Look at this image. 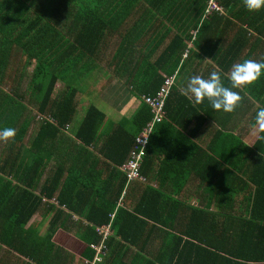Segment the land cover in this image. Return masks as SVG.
<instances>
[{"label":"trees","instance_id":"obj_1","mask_svg":"<svg viewBox=\"0 0 264 264\" xmlns=\"http://www.w3.org/2000/svg\"><path fill=\"white\" fill-rule=\"evenodd\" d=\"M208 1L0 0V127L15 129V135L5 139L7 150L3 157L7 165L10 163L9 170L14 177L21 176L23 180L34 177L35 162L28 164L24 158L32 156L34 145H41L42 141L53 143L52 140L60 138V130L71 120L76 109L77 87L74 83L86 72L89 63H95L94 58L106 36L117 34L121 47L132 37L138 40L146 37L151 29L162 24L164 33L156 38L155 48L159 42L169 38L154 61L147 59L143 63L149 68L143 75L146 80H143L140 91V104L131 117L136 127L134 133L119 136L118 129L123 128L117 125L104 142L103 153L115 166L125 160L133 138L150 120V108L143 96L155 94L163 78L158 70L163 69L170 58L175 59L173 55L177 59L185 49L187 55L202 49L204 55H211L213 60L215 58L218 66L225 71L227 65L239 60L244 38L249 41L250 34H254L261 35L264 40V6L257 11H248L243 0H214L219 8L205 12ZM131 16L134 20L130 24L128 19ZM159 16L165 23L154 20L153 24V19ZM191 28L195 30L194 34L190 33ZM227 30L232 32V39L225 47H220L219 37ZM185 41L191 46L187 47ZM25 72L28 76L26 87L22 90ZM7 81L12 83L9 90L3 86ZM57 81H61L63 86L55 93ZM224 81L229 85L227 77ZM255 88L250 85L248 91L252 92ZM259 93H262L261 87ZM178 96L182 102L175 100ZM180 105L194 110L189 100L170 88L164 102L165 117L154 124L149 140L158 130L168 127V119ZM102 119L103 114L90 104L75 136L85 145L93 143ZM34 122H37L35 129L27 135ZM227 137L232 139V147L213 146L208 151L201 150L202 161L197 174L204 193H210L211 198L215 195L219 207L226 205V197V207H233L236 198L241 195L238 203H245V210L240 213L215 212L209 209L210 203L202 208H191L184 235L172 236V241H166L164 255L168 260L163 264H264V131L259 132L249 149L235 135L217 133L213 142L219 143ZM21 143L29 144L25 153L24 149L21 150ZM21 154L23 159L16 163ZM144 166L146 157L140 168L141 174ZM1 170L0 174L5 173L4 168ZM72 171L69 170V173L74 175ZM39 172L40 168L36 174ZM62 173L63 169L56 171L55 177L41 187V196L50 197L56 192ZM120 176L117 193L126 182L122 171ZM17 181L0 179V245L3 246L0 264H63L62 253L65 251L52 240L57 227L51 224L40 236L33 225H27L42 197L30 191L31 183L27 182L22 188ZM66 184L69 187L59 188L57 202L76 210L73 207L75 204H70L66 197L79 195L89 185L70 178ZM167 199L174 200L172 202L177 205L175 199L168 196ZM87 217L97 225L108 220L106 214L99 219L90 215ZM111 228L122 240L116 242L134 244L127 228H117L114 221ZM79 238L87 244L98 242V234L92 227L87 228ZM112 242L105 240L107 250L100 264L111 262L108 261L111 258L108 252ZM90 252L88 259L93 256L92 249ZM148 262L155 264L156 261Z\"/></svg>","mask_w":264,"mask_h":264},{"label":"crops","instance_id":"obj_2","mask_svg":"<svg viewBox=\"0 0 264 264\" xmlns=\"http://www.w3.org/2000/svg\"><path fill=\"white\" fill-rule=\"evenodd\" d=\"M133 20L132 16L128 19L130 24ZM154 20L165 23L160 16L153 19V24H155ZM163 26L161 24L151 29L146 37L139 40L132 37L121 47H119L120 37L117 34L104 38L101 43L102 48L94 58L95 63H89V68L87 67L86 72H83L74 83L77 87L76 109L71 120L60 130V138L52 140L53 143L42 141L41 145L39 143L34 145L32 156L28 155L24 158L28 164L35 162L34 177L26 180L20 178L21 176L14 177V173L9 170L10 163L7 165V162L3 161L7 150L5 140L0 141V172H2L1 168L5 169V173L0 174L2 181L11 178L15 182L16 179L20 181V183L17 181V184L22 188L29 182L33 185L30 191L41 196V187L55 177L56 171L63 169L56 192L50 197L41 196V204L27 222V225H33L40 236L51 224L57 227L52 240L65 251L62 253L63 264H83V260L92 252H90V244L79 237L87 228L92 227L96 231V226L106 223L108 233L105 240L113 241L108 252L109 258L111 256V260L108 259L111 261L109 264H151L148 261L163 264L168 260L164 255L167 249L166 241H172V236L183 234L191 208H202L210 203L209 209L215 212L240 213L245 210V203L243 205L238 203L241 195L236 198L233 207H226L227 197L224 200L226 205L219 207L215 195L211 198L210 193H204V186L197 172L202 161L200 153L202 149L208 151L213 146L230 148L234 145L232 139L228 137L221 139L223 141L219 143L213 142L217 133L237 136L247 149L258 137L260 130L254 127L252 121L257 109L264 106V72L251 84L240 86L236 88L237 90L232 89L238 93L240 100L231 112L214 110L207 100L195 105L196 103L182 94V90L189 76L199 75L208 78L212 71L219 73L221 82L230 87V83L228 85L224 78H228L233 63H239L244 59L259 62L264 57V40L261 39V35L254 34H250L249 41L244 38L245 44L240 48L239 60L227 65L225 71L218 66L215 58L213 60L211 55H204L202 49L201 51L197 49L195 53L189 55L185 53L187 52L185 49L179 58L176 59V55H173L175 59L170 58L168 64L158 70L162 77L175 74L171 89L189 100L194 110L187 105L179 106V109L168 119V127L165 130H158L151 138L152 142L151 139L149 140L143 156V159L146 157V166L144 171L142 170L144 174H141L143 179L132 180L125 189L123 186V189L117 193L121 182V170L107 158L102 149L107 136L115 126L122 125L123 129H118L119 136H125L127 132L134 133L136 129L131 117L140 104V91L143 89V80H146L143 75L149 68L143 63L147 59L149 62L154 61L168 43L169 38L166 37L155 48L156 38L164 33ZM189 31L195 33L192 28ZM171 32L170 30L169 34ZM231 39L232 32L227 30L220 35L219 46H226ZM151 42L154 47L152 52ZM185 43L187 47L191 46L190 42L185 41ZM146 55L148 57H145ZM59 85L62 87L63 83L56 82L55 93ZM250 85L256 86L252 92L248 91ZM175 100L182 102L179 96ZM90 104L103 114V119L99 124L95 141L85 145L75 133L85 115L86 107ZM77 109L83 111L81 120L69 130ZM192 112H195V115H192ZM35 119L38 120L36 116ZM35 125L37 122L30 125L27 135L35 129ZM26 139L27 137L24 141ZM21 144V150L24 149L25 153L29 144ZM21 159L23 154L19 155L16 163ZM39 168L40 172L37 175ZM69 170H73L74 175H71ZM68 178L81 180L89 185L79 195L73 198L66 197L70 204H75L73 207L76 210L58 204L56 199L59 188L68 186L66 184ZM156 191L161 192L165 197L157 195ZM167 196L175 199L177 205L172 202L174 200L168 201ZM118 209L122 211L117 213ZM104 214L107 215L108 220L98 225L87 217L90 215L93 219H99ZM113 221L117 228L128 229L130 240L134 241V244L116 242L122 240L111 228ZM2 248L3 246L0 245V253Z\"/></svg>","mask_w":264,"mask_h":264},{"label":"clouds","instance_id":"obj_3","mask_svg":"<svg viewBox=\"0 0 264 264\" xmlns=\"http://www.w3.org/2000/svg\"><path fill=\"white\" fill-rule=\"evenodd\" d=\"M243 5L248 11H257L264 6V0H243ZM262 72H264V61L244 59L231 65L228 74L230 87L221 82L219 73L212 71L208 78L199 75L189 76L182 94L193 103L199 104L207 100L212 109L231 112L240 100L238 93L232 89L251 84ZM254 127L264 131V106L259 107L255 113ZM14 135V128L0 127V140L11 138Z\"/></svg>","mask_w":264,"mask_h":264},{"label":"built area","instance_id":"obj_4","mask_svg":"<svg viewBox=\"0 0 264 264\" xmlns=\"http://www.w3.org/2000/svg\"><path fill=\"white\" fill-rule=\"evenodd\" d=\"M219 7L214 0H209L205 12ZM186 53V52H185ZM175 74L164 75L162 83L156 90L155 94L150 96H143L145 103L149 106L151 118L148 120L138 131L133 138L129 151L125 160L119 165L120 170L124 173L126 182L124 188L134 179L142 180L143 177L140 173V167L143 156L149 144V138L155 123L160 122L164 115V102L173 84ZM96 232L100 236L97 243H91L89 246L93 250L92 258L84 259L83 264H100L102 255L105 254L107 247L105 244L106 234L108 233V224H102L95 227Z\"/></svg>","mask_w":264,"mask_h":264},{"label":"rangeland","instance_id":"obj_5","mask_svg":"<svg viewBox=\"0 0 264 264\" xmlns=\"http://www.w3.org/2000/svg\"><path fill=\"white\" fill-rule=\"evenodd\" d=\"M22 65V64H21ZM29 71L27 70V73H28ZM26 72H25V76H24V78H23V82L21 83V89L23 90V89H25V84H26V80H27V77L26 76H28V74H27ZM60 83V82H59ZM10 85H12V83H9V81H7V83H5L3 86H4V88L5 89H7V90H9L10 89ZM62 87L59 85L56 89H57V91H59L60 89H61ZM18 112V111H17ZM34 112V111H33ZM82 113H83V111H80V110H76V113H75V115H74V117H73V120H72V122L70 123V128H69V130H72L77 124H79L78 122L81 120V116H82ZM1 141V140H0ZM1 144V143H0ZM125 189V188H124Z\"/></svg>","mask_w":264,"mask_h":264}]
</instances>
